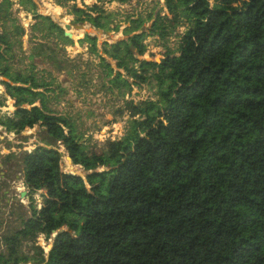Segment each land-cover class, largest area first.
<instances>
[{
    "label": "trees",
    "instance_id": "16d2710c",
    "mask_svg": "<svg viewBox=\"0 0 264 264\" xmlns=\"http://www.w3.org/2000/svg\"><path fill=\"white\" fill-rule=\"evenodd\" d=\"M105 1L56 3L76 22L103 28ZM212 1L164 0L170 20L187 28L158 62L138 58L145 52L141 19L124 30L126 38L103 43L117 68L113 87L130 90L150 72L157 104L128 102L122 138L100 151L88 150L67 118L49 113L33 76L3 64L11 36L23 28L9 17L11 0L0 2V76L7 79L0 83L15 106L0 125L18 133L40 124L44 145L19 162L25 185L45 191L23 228L2 237L0 264H22L18 247L32 242L41 252L35 239L52 232L41 264H264V0ZM18 4L62 31L37 14L33 0ZM82 40L96 50V36ZM42 53L34 45L32 55ZM60 146L84 177L62 171Z\"/></svg>",
    "mask_w": 264,
    "mask_h": 264
},
{
    "label": "rangeland",
    "instance_id": "374dc122",
    "mask_svg": "<svg viewBox=\"0 0 264 264\" xmlns=\"http://www.w3.org/2000/svg\"><path fill=\"white\" fill-rule=\"evenodd\" d=\"M33 1L37 14L49 16L62 31L53 30L48 20L23 10L18 0H11L7 12L15 24L22 26L23 33L11 36L12 45L3 64L11 73L33 76L40 85L38 90L44 93L49 113L67 118L88 150H103L109 141L122 138L131 120L128 102L137 107L145 101L157 104L156 84L150 72L144 82L132 85L130 90L113 87L109 80L117 68L114 60L102 54L103 43L111 44L126 38L124 30L134 25L132 21L141 19L137 32L146 34L143 41L145 52L138 58L158 62L167 53H174L187 23L180 18L177 22L171 21L164 0H128L125 3L107 0L100 4L103 28L76 22L75 17L68 13V7L58 5L56 0ZM94 2L76 0L81 8ZM208 2L211 5L213 1ZM153 20L158 26L154 30L150 29ZM85 34L96 36V50L92 49L89 41H80ZM37 44H42L43 53L32 55ZM106 63L112 67V75L107 74ZM2 80L6 81L0 76V82ZM14 110V99L6 94L0 83V118L12 115ZM40 129L37 123L15 133L0 125V251L4 250L2 237L23 228L31 214V205L39 208L45 192L43 189L32 191L25 185L19 162L25 152L44 145L39 140ZM59 150L62 153V171L82 177L87 174L80 166L68 162V154L62 146ZM101 169L105 168L98 170ZM7 200L10 203L7 204ZM54 235V232L48 236L38 235L34 245L41 248V252L32 247V242H23L18 250L27 260L22 264H41L47 257Z\"/></svg>",
    "mask_w": 264,
    "mask_h": 264
},
{
    "label": "water",
    "instance_id": "95a60500",
    "mask_svg": "<svg viewBox=\"0 0 264 264\" xmlns=\"http://www.w3.org/2000/svg\"><path fill=\"white\" fill-rule=\"evenodd\" d=\"M66 28H69V25H66ZM68 35L70 36L71 33L68 32ZM5 80H7V79L5 78ZM67 158L71 160V158H70L69 155L67 156ZM71 161H72V160H71ZM54 233H55V235L57 234V232H54ZM55 235H54V237H55ZM50 247H51V246H50Z\"/></svg>",
    "mask_w": 264,
    "mask_h": 264
},
{
    "label": "bare ground",
    "instance_id": "6f19581e",
    "mask_svg": "<svg viewBox=\"0 0 264 264\" xmlns=\"http://www.w3.org/2000/svg\"><path fill=\"white\" fill-rule=\"evenodd\" d=\"M67 160H68L69 163H71V160L70 159L67 158Z\"/></svg>",
    "mask_w": 264,
    "mask_h": 264
},
{
    "label": "flooded vegetation",
    "instance_id": "af4514ba",
    "mask_svg": "<svg viewBox=\"0 0 264 264\" xmlns=\"http://www.w3.org/2000/svg\"><path fill=\"white\" fill-rule=\"evenodd\" d=\"M10 203L8 200H7V204Z\"/></svg>",
    "mask_w": 264,
    "mask_h": 264
}]
</instances>
